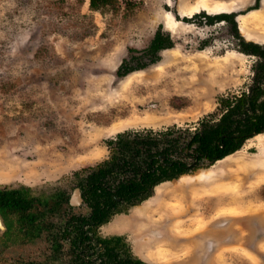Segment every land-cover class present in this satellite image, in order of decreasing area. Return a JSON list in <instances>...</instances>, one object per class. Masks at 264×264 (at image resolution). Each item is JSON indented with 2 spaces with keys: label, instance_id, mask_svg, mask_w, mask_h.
I'll use <instances>...</instances> for the list:
<instances>
[{
  "label": "rangeland",
  "instance_id": "1",
  "mask_svg": "<svg viewBox=\"0 0 264 264\" xmlns=\"http://www.w3.org/2000/svg\"><path fill=\"white\" fill-rule=\"evenodd\" d=\"M202 13L234 14L240 37L264 44V0H118L100 10L89 0H0V188L71 193L74 173L108 160L118 134L192 133L219 120L220 100L249 90L259 58L240 51L228 21ZM160 29L174 47L119 77L123 61L147 62ZM17 228L0 235V264L69 259ZM100 233L146 264H264V134L159 185Z\"/></svg>",
  "mask_w": 264,
  "mask_h": 264
},
{
  "label": "trees",
  "instance_id": "2",
  "mask_svg": "<svg viewBox=\"0 0 264 264\" xmlns=\"http://www.w3.org/2000/svg\"><path fill=\"white\" fill-rule=\"evenodd\" d=\"M89 4L92 10L106 6L116 9L118 0H89ZM202 18L209 24L228 21L233 35L239 40L240 51L259 58L253 82L248 92L220 100L225 113L218 121H202L194 133L177 129L159 134H118L108 142V160L95 168L74 173L76 186L83 190L86 203L91 209L89 222L97 228L110 222L113 216L127 213L129 208L150 199L156 186L193 171L209 168L239 151L249 139L264 134V45L246 42L240 37L234 14L211 16L202 13ZM173 47L174 42L170 36L165 35L162 29L157 30L149 48L144 52L147 62L132 65L125 60L118 69V76L126 77L157 64L161 60V52ZM83 173L85 176H82ZM68 199L67 192L63 191L50 196L34 197L31 189L4 187L0 188V214L9 226L14 216L18 222L26 224L28 220L33 221L29 219L28 211L34 208L36 202L67 204ZM102 242L110 256L109 264H143L130 258L121 238Z\"/></svg>",
  "mask_w": 264,
  "mask_h": 264
},
{
  "label": "flooded vegetation",
  "instance_id": "3",
  "mask_svg": "<svg viewBox=\"0 0 264 264\" xmlns=\"http://www.w3.org/2000/svg\"><path fill=\"white\" fill-rule=\"evenodd\" d=\"M220 14H227V13H220ZM221 22L225 23L226 21H221ZM196 130L197 129H195V131H193L192 133L196 132ZM186 153H188V151H186ZM162 160H164V157L162 158ZM82 176H85V174ZM75 180L77 179L75 178ZM77 189L80 191V198L82 199V202H78V198H76L77 202L73 204L72 200L75 199L73 197L75 196ZM62 191L67 192L66 189L62 188V190H57L53 192L51 195L60 193ZM69 192L70 190L67 192L69 196L67 204L64 203L61 204V202H58V204H54L53 201L52 202L47 201L45 204H38L36 202L34 204L35 205L34 208L28 211L30 215L29 219H33V221L28 220L26 224L18 222L17 217L14 216L12 225L9 226L7 224L6 227L5 226L6 219L0 214V224H2L0 227V233L2 234L0 235L3 236L8 235L11 232L12 228L14 230V222H17L18 223L17 229H19L20 233L25 238H27L29 242L35 240H40V241L46 240L51 245V249L53 251V255H55L54 256L55 258L60 256L68 257L69 259L65 262V264H109L110 256L108 255L106 251V246L103 244L102 241L104 240L110 241L113 238H106L105 236H102L100 233V229L104 226H107L111 222V220L117 215L113 216L110 222L103 224L102 226L97 228L95 224L89 222L91 209L86 203V195L83 193V190L78 186H74L72 192L71 193ZM47 200L49 199L47 198ZM78 207L79 208L85 207L86 209L90 210V213L87 215H83V214L77 215L76 213H74L75 211L74 209ZM66 245L68 246L67 250L65 249ZM124 246L126 247V250L130 255L131 259L139 260L131 254V252L129 251L126 245ZM142 263L146 264L144 262Z\"/></svg>",
  "mask_w": 264,
  "mask_h": 264
},
{
  "label": "water",
  "instance_id": "4",
  "mask_svg": "<svg viewBox=\"0 0 264 264\" xmlns=\"http://www.w3.org/2000/svg\"><path fill=\"white\" fill-rule=\"evenodd\" d=\"M208 14V13H207ZM209 15V14H208ZM75 199L72 200L73 204H75L77 201H76V198H78V202H82V199L80 198V191L77 189L76 190V193H75V196L73 197ZM2 224H0V227H1ZM3 227V226H2Z\"/></svg>",
  "mask_w": 264,
  "mask_h": 264
},
{
  "label": "bare ground",
  "instance_id": "5",
  "mask_svg": "<svg viewBox=\"0 0 264 264\" xmlns=\"http://www.w3.org/2000/svg\"><path fill=\"white\" fill-rule=\"evenodd\" d=\"M217 14H219V13H217ZM210 15H216V13H211ZM220 161H221V160H220ZM215 164H217V162H216Z\"/></svg>",
  "mask_w": 264,
  "mask_h": 264
},
{
  "label": "crops",
  "instance_id": "6",
  "mask_svg": "<svg viewBox=\"0 0 264 264\" xmlns=\"http://www.w3.org/2000/svg\"><path fill=\"white\" fill-rule=\"evenodd\" d=\"M252 139H253V138H252ZM252 139H251V140H252Z\"/></svg>",
  "mask_w": 264,
  "mask_h": 264
}]
</instances>
